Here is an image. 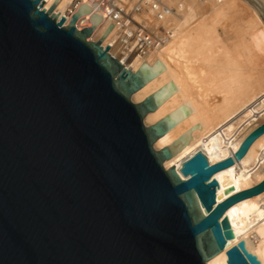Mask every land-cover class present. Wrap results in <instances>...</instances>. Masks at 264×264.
<instances>
[{
    "label": "water",
    "instance_id": "95a60500",
    "mask_svg": "<svg viewBox=\"0 0 264 264\" xmlns=\"http://www.w3.org/2000/svg\"><path fill=\"white\" fill-rule=\"evenodd\" d=\"M43 0H0V264H209L233 238L225 210L264 190L257 183L217 200L214 173L241 158L264 132L253 127L234 151L210 162L193 149L163 162L191 134L155 141L183 112L151 123L167 83L133 101L157 63L126 66L87 39L102 16H65ZM227 264H262L245 240Z\"/></svg>",
    "mask_w": 264,
    "mask_h": 264
},
{
    "label": "bare ground",
    "instance_id": "6f19581e",
    "mask_svg": "<svg viewBox=\"0 0 264 264\" xmlns=\"http://www.w3.org/2000/svg\"><path fill=\"white\" fill-rule=\"evenodd\" d=\"M55 1V10L63 13L71 0ZM163 1L176 5L178 12L135 14L163 40L145 54L126 61L132 69L142 61L160 66L156 76L131 99L140 100L167 83L169 97L148 112L144 122L151 123L176 107L183 112L182 122L168 129L154 145L158 148L168 144L183 132L191 134L193 141H186L184 148L165 159V167L193 149L205 148L210 162L223 159L264 121V0H259V7L256 0ZM108 23V19H102L91 38L103 33ZM116 37L117 28L111 27L102 39L104 44L110 42L112 52ZM214 175L219 181L218 201L263 179L264 132L241 158ZM224 215L233 238L207 263L227 264L226 249L244 239L247 248L264 264V190L234 202Z\"/></svg>",
    "mask_w": 264,
    "mask_h": 264
},
{
    "label": "built area",
    "instance_id": "2783aa9c",
    "mask_svg": "<svg viewBox=\"0 0 264 264\" xmlns=\"http://www.w3.org/2000/svg\"><path fill=\"white\" fill-rule=\"evenodd\" d=\"M43 1L42 7L47 9L55 0H52L48 6L45 5L47 0ZM81 3H87L91 7V10L80 15L75 21V26L78 29L90 26V16L93 12L99 13L103 20L108 19V26L111 24L112 27L117 28L116 46L114 52L110 51L109 47V52L128 67H131L126 63L128 59L134 55L145 54L150 49L158 46L163 40L159 34L153 32L144 23L143 19H138L135 14L141 11H152L153 15L159 16L168 11L175 10L173 6L168 5L163 0H71L63 13L56 11L55 8L54 11L59 13L58 18L64 15L66 18L64 24H67L71 14ZM159 28L163 29L162 25ZM95 31L96 28L87 36L88 40L92 39L91 35ZM101 35L102 33L92 40L99 39ZM101 44L102 46H106L107 44L112 46L110 42L104 44L101 41Z\"/></svg>",
    "mask_w": 264,
    "mask_h": 264
},
{
    "label": "rangeland",
    "instance_id": "374dc122",
    "mask_svg": "<svg viewBox=\"0 0 264 264\" xmlns=\"http://www.w3.org/2000/svg\"><path fill=\"white\" fill-rule=\"evenodd\" d=\"M201 2L203 1V2H205V0H200ZM260 2H259V0H256V5L259 7L260 6V4H259ZM171 6H173L176 10L175 11H172L173 13H176V12H178V7L176 6V5H171ZM263 12H264V10H262ZM264 15V14H263ZM144 20V19H143ZM164 24H165V22H163ZM163 23H160V24H163ZM159 24V25H160ZM163 24V25H164ZM158 26V25H157ZM165 26V25H164ZM166 28V27H165ZM116 46V45H115ZM115 46L113 47V48H115ZM215 143V142H214Z\"/></svg>",
    "mask_w": 264,
    "mask_h": 264
}]
</instances>
